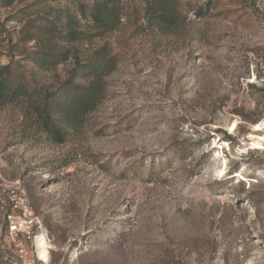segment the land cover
<instances>
[{"label":"rangeland","instance_id":"rangeland-1","mask_svg":"<svg viewBox=\"0 0 264 264\" xmlns=\"http://www.w3.org/2000/svg\"><path fill=\"white\" fill-rule=\"evenodd\" d=\"M92 1L0 0V62L71 14L81 40L68 27L58 50L119 61L65 142L0 108V264H264V0H165L179 29L154 0H116L106 33L80 11ZM78 66L39 80L57 87Z\"/></svg>","mask_w":264,"mask_h":264},{"label":"trees","instance_id":"trees-1","mask_svg":"<svg viewBox=\"0 0 264 264\" xmlns=\"http://www.w3.org/2000/svg\"><path fill=\"white\" fill-rule=\"evenodd\" d=\"M164 3L165 0H154L153 4L162 8ZM162 10L158 14L160 23L178 29L183 27L173 9L171 11L168 6H164ZM80 11L103 33L119 25L120 5L116 0L82 2ZM79 24L71 14L65 26H48L42 30L41 33L46 34L47 39L41 49L25 53L19 60L11 57L7 63L0 62V108L21 105L28 128L47 134L59 143L66 141L70 129L81 128L86 116L102 104L107 94V77L119 63L117 56L107 48L88 59H81L72 48L58 50L54 40L64 38L68 27V40H81L77 31ZM71 58H76L79 66L57 87L39 80L40 72L52 70ZM27 62L34 67H29Z\"/></svg>","mask_w":264,"mask_h":264},{"label":"bare ground","instance_id":"bare-ground-1","mask_svg":"<svg viewBox=\"0 0 264 264\" xmlns=\"http://www.w3.org/2000/svg\"><path fill=\"white\" fill-rule=\"evenodd\" d=\"M38 247L40 249L41 254L45 258H47L48 244H47V241L45 240L44 236L39 238V240H38Z\"/></svg>","mask_w":264,"mask_h":264},{"label":"built area","instance_id":"built-area-1","mask_svg":"<svg viewBox=\"0 0 264 264\" xmlns=\"http://www.w3.org/2000/svg\"><path fill=\"white\" fill-rule=\"evenodd\" d=\"M11 216V219H12V216L13 215H10ZM11 222L13 223L12 224V230H20L21 227L23 226V220H14L12 219Z\"/></svg>","mask_w":264,"mask_h":264}]
</instances>
